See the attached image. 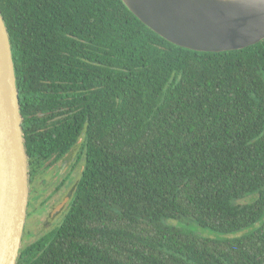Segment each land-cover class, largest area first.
<instances>
[{
	"label": "trees",
	"instance_id": "trees-1",
	"mask_svg": "<svg viewBox=\"0 0 264 264\" xmlns=\"http://www.w3.org/2000/svg\"><path fill=\"white\" fill-rule=\"evenodd\" d=\"M0 10L29 171L74 145L84 165L56 231L21 246L16 264H264V39L193 51L122 0ZM178 219L220 232L259 224L211 239Z\"/></svg>",
	"mask_w": 264,
	"mask_h": 264
},
{
	"label": "water",
	"instance_id": "water-1",
	"mask_svg": "<svg viewBox=\"0 0 264 264\" xmlns=\"http://www.w3.org/2000/svg\"><path fill=\"white\" fill-rule=\"evenodd\" d=\"M147 27L193 51L244 49L264 39V0H122ZM29 167L11 41L0 10V264H16Z\"/></svg>",
	"mask_w": 264,
	"mask_h": 264
},
{
	"label": "flooded vegetation",
	"instance_id": "flooded-vegetation-1",
	"mask_svg": "<svg viewBox=\"0 0 264 264\" xmlns=\"http://www.w3.org/2000/svg\"><path fill=\"white\" fill-rule=\"evenodd\" d=\"M80 141L81 139L78 140V142ZM75 146L79 147V145H74L61 155L53 154L45 160L48 162L49 167H54L53 169L56 171L55 181L52 182V190L47 197H43L41 190L43 182L40 178V172L44 171L42 162H37L36 167L30 169L29 204L26 221L30 215L45 212L44 225L46 227L53 226L57 218L64 215L68 209L76 183L84 167L82 151L80 150L77 154H74L73 147ZM47 200H49V204H46ZM44 235H46V232L38 235L32 242Z\"/></svg>",
	"mask_w": 264,
	"mask_h": 264
},
{
	"label": "rangeland",
	"instance_id": "rangeland-1",
	"mask_svg": "<svg viewBox=\"0 0 264 264\" xmlns=\"http://www.w3.org/2000/svg\"><path fill=\"white\" fill-rule=\"evenodd\" d=\"M79 151H80V148L78 146L73 147L74 154H77ZM42 167L44 171L40 172V178L43 182L41 186V190H42L43 197H47L52 190V187H53L52 182L55 181L56 171L55 169H53L54 167H49V164L47 161L43 163ZM253 197L254 196H248V197L237 200V202L240 204H244V203L250 202L253 199ZM46 204H49V200L46 201ZM63 218H64L63 215L59 216L53 226L46 227L44 225L45 212L41 214L30 215L29 218H27V221H25L26 225L24 224V230L25 229L26 230L25 232L23 231L21 246H25L29 244L38 235H41L44 232H46V234L52 235L56 231L60 223L62 222ZM187 220L186 219L170 220V223L174 225L186 227L192 230L193 232L199 234L202 237L211 238V239H224V238L242 236L254 230L259 224V221H257L250 226L241 228L233 232H220V231H216L210 228L202 227L193 221L189 222Z\"/></svg>",
	"mask_w": 264,
	"mask_h": 264
}]
</instances>
